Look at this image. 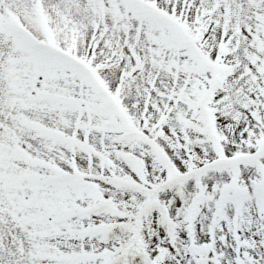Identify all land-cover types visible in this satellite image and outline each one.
Instances as JSON below:
<instances>
[{"label":"snow or ice","instance_id":"obj_1","mask_svg":"<svg viewBox=\"0 0 264 264\" xmlns=\"http://www.w3.org/2000/svg\"><path fill=\"white\" fill-rule=\"evenodd\" d=\"M0 264H264V0H0Z\"/></svg>","mask_w":264,"mask_h":264}]
</instances>
